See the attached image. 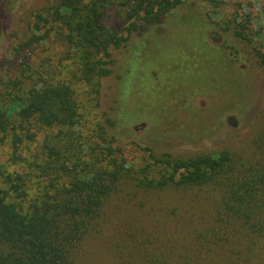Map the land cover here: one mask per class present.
I'll list each match as a JSON object with an SVG mask.
<instances>
[{
	"label": "rangeland",
	"instance_id": "374dc122",
	"mask_svg": "<svg viewBox=\"0 0 264 264\" xmlns=\"http://www.w3.org/2000/svg\"><path fill=\"white\" fill-rule=\"evenodd\" d=\"M53 1L0 0V96L21 94L31 83L23 80L28 69L27 74L36 72L34 81L42 74L54 83L71 82L83 104L77 128L91 142L97 141L94 127L102 113L117 119L119 103L124 107L136 99L141 109L133 108L134 113L143 110L150 121L146 126L141 120L128 123L117 137L120 143L148 145L175 156L228 149L241 159L264 160V68L256 56L264 52V0H183L175 18L152 31L158 34L133 31L126 44L111 49L100 107L90 105L89 88L73 77L77 61L67 56L62 42L52 38L19 54L13 50L31 35L34 13ZM189 14L199 21V33L183 26L198 22ZM178 20L183 25L172 27ZM104 22L121 31L125 14L118 2ZM224 62L235 67L240 82L235 92ZM19 80L24 84H11ZM234 93L242 99L231 109ZM50 133L39 130L22 146L26 161L14 163L12 130L0 131V171H30L21 200L25 207L47 190L39 167L40 148ZM134 149L130 159L138 157ZM218 202L210 185L145 190L128 180L109 197L65 264H264V239L249 236L239 225L225 226Z\"/></svg>",
	"mask_w": 264,
	"mask_h": 264
},
{
	"label": "trees",
	"instance_id": "16d2710c",
	"mask_svg": "<svg viewBox=\"0 0 264 264\" xmlns=\"http://www.w3.org/2000/svg\"><path fill=\"white\" fill-rule=\"evenodd\" d=\"M116 2L125 14L121 31L104 22ZM182 3L183 0H54L34 13L31 35L13 50L19 54L25 47H35L52 38L62 42L67 56L77 61L73 77L89 88L90 105L100 107L102 80L111 72V49L126 44L133 31L149 37L158 34L153 33L154 29L172 20L174 10ZM186 17L196 19L191 14ZM192 22L183 25L178 20L172 27L182 24L198 32L199 21ZM256 56L258 65L264 68V52ZM224 67L234 90L240 83L235 67L225 62ZM126 70L124 65V73ZM27 71L23 70V80L30 78L31 83L21 94L0 96V131L12 130L10 156L14 163L26 161L22 146L33 141L39 130L51 131L40 148L39 168L48 185L40 201L25 207L21 200L26 196L30 171L26 172V167L21 171H0V264H65L96 222L103 205L128 180H135L145 190L213 186L219 194L221 222L225 226L239 225L249 236L264 239V160L241 159L228 149L175 156L148 145L120 143L117 137L128 123L141 120L146 126L150 121L143 110L134 113L133 108L141 106L136 99L124 107L119 103L117 119L102 113L94 127L97 141L91 142L77 128L83 104L71 82L54 83L42 74L34 81L36 72L28 75ZM235 94L234 99L230 95L234 106L231 109L241 104V96ZM218 103L223 101L219 99ZM108 128H113L114 134ZM132 149L139 153L136 159L129 158Z\"/></svg>",
	"mask_w": 264,
	"mask_h": 264
}]
</instances>
